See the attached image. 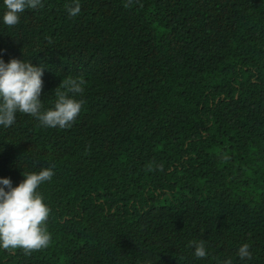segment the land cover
<instances>
[{
  "label": "trees",
  "instance_id": "16d2710c",
  "mask_svg": "<svg viewBox=\"0 0 264 264\" xmlns=\"http://www.w3.org/2000/svg\"><path fill=\"white\" fill-rule=\"evenodd\" d=\"M72 3L8 27L0 0V57L45 67L43 110L87 81L72 127L0 126V178L55 166L50 245L0 264H264V0Z\"/></svg>",
  "mask_w": 264,
  "mask_h": 264
},
{
  "label": "clouds",
  "instance_id": "9594fccd",
  "mask_svg": "<svg viewBox=\"0 0 264 264\" xmlns=\"http://www.w3.org/2000/svg\"><path fill=\"white\" fill-rule=\"evenodd\" d=\"M3 4V23L8 27L18 25L26 10L43 7L42 0H3ZM66 9L70 16H77L81 12L80 0H73ZM48 41L51 44L52 38ZM44 71L43 65L24 58L13 57L5 62L0 57V126H12L17 113H21L35 117L44 127H72L86 103L82 96L87 81L83 76L63 78L54 91V106L43 110ZM54 168L52 165L39 172H23L25 179L18 186H13L10 177L0 178V247L3 249L19 248L31 255L50 245L52 237L47 223L51 208L40 186L53 178ZM192 245H195L196 258L209 255L204 240L192 241L189 246ZM249 249V244L241 245L238 256L251 259ZM223 264H232V261L228 259Z\"/></svg>",
  "mask_w": 264,
  "mask_h": 264
}]
</instances>
